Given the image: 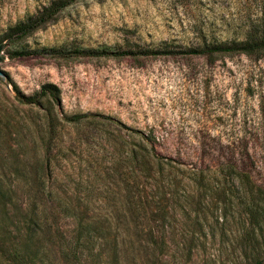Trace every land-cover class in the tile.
<instances>
[{"label": "rangeland", "instance_id": "rangeland-1", "mask_svg": "<svg viewBox=\"0 0 264 264\" xmlns=\"http://www.w3.org/2000/svg\"><path fill=\"white\" fill-rule=\"evenodd\" d=\"M54 1L0 0V264L16 245L36 264H264L244 207L254 199L224 160L248 135L264 180V57L180 53L197 24L224 28L241 7L75 0L8 35ZM164 42L174 52L144 55ZM47 83L57 101L14 99V87L30 96Z\"/></svg>", "mask_w": 264, "mask_h": 264}, {"label": "trees", "instance_id": "trees-1", "mask_svg": "<svg viewBox=\"0 0 264 264\" xmlns=\"http://www.w3.org/2000/svg\"><path fill=\"white\" fill-rule=\"evenodd\" d=\"M73 1L75 0L54 1L51 5L45 8L42 13L34 18L17 23L12 28L10 27L8 35L24 37L30 34L53 19L61 9ZM231 2L233 5L240 6L241 12L239 9L236 15H228V18L224 19V22H221L222 25H225L224 28L218 26L219 24L215 20L207 24V26H204L202 23L197 24L193 29L196 42H193L190 45L183 44V47H185L186 50H181L180 53L204 56L211 61H215L219 57L232 58L235 56H244L250 62L255 64L260 61L264 57V0H231ZM172 47L174 46L164 42L156 48H146L144 55L156 56L172 53L174 52V50L171 49ZM101 53H103L102 55L107 54L106 52ZM121 54L137 55L132 52H122ZM14 91V99L20 104H38L43 97H50L53 101H57L58 99L56 93L57 88L51 83L42 85L38 93L30 96L21 93L15 87ZM91 115L92 114H76L72 116L71 119L80 120ZM145 139V143L150 141L147 137ZM248 142V135L231 138L225 147V171L226 175L231 179H238V181L244 186L245 194L247 196L250 195L251 198L254 199L251 203L245 202L244 207L245 209H248L252 215V225L254 226V230L257 229L258 235L264 240V180L259 183L254 181V175L257 173L256 168L258 166H256L251 152L248 149ZM154 156L156 158L164 157L158 155ZM259 169H261V166H259ZM35 215L36 211L33 210L32 214L28 217L29 220L37 226L31 230L29 235L30 240L36 236L38 228H42L41 220L37 222ZM21 250L18 248V245L14 246L8 260L11 261V264H36L35 259L37 252L26 255L23 254ZM77 251L78 247H75L72 250V259L80 261ZM256 253L257 252L253 254V257H257ZM61 256L62 259H64L67 254L61 250Z\"/></svg>", "mask_w": 264, "mask_h": 264}, {"label": "water", "instance_id": "water-1", "mask_svg": "<svg viewBox=\"0 0 264 264\" xmlns=\"http://www.w3.org/2000/svg\"><path fill=\"white\" fill-rule=\"evenodd\" d=\"M1 73V72H0Z\"/></svg>", "mask_w": 264, "mask_h": 264}]
</instances>
